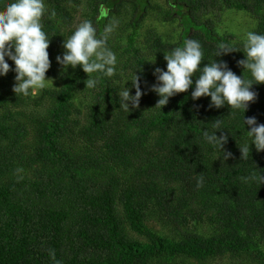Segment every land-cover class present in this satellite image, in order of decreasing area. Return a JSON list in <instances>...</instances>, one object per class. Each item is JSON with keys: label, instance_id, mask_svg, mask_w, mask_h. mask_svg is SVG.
Here are the masks:
<instances>
[{"label": "trees", "instance_id": "1", "mask_svg": "<svg viewBox=\"0 0 264 264\" xmlns=\"http://www.w3.org/2000/svg\"><path fill=\"white\" fill-rule=\"evenodd\" d=\"M87 1L81 14L98 36L115 24L107 41L114 77L90 74L97 86L86 89L79 66L65 73L56 62L82 0H45L53 85L16 96L14 71L0 77V264H264V183L242 179L255 170L264 176V151L250 145L241 160L239 146L250 143L243 113L210 108V97L193 101L191 88L160 110L150 90L154 69L166 70L164 53L186 39L200 41L201 67L222 60L242 77V51L215 57L220 45L242 48L244 40L222 34L218 17L244 12L256 22L252 31L264 34V0ZM156 17L179 22V38L145 34ZM128 72L145 93L130 112L118 95L132 88ZM251 90L244 118L264 124V84ZM219 119L226 160L203 139Z\"/></svg>", "mask_w": 264, "mask_h": 264}, {"label": "clouds", "instance_id": "2", "mask_svg": "<svg viewBox=\"0 0 264 264\" xmlns=\"http://www.w3.org/2000/svg\"><path fill=\"white\" fill-rule=\"evenodd\" d=\"M0 77L6 76L11 70L15 73V83L12 91L17 95L28 97L36 90L44 89L48 82L46 72L51 66L49 60V36L43 30L42 18L48 14L45 0H0ZM115 27L114 23L106 25L103 34L98 36L92 21L83 20L63 41L64 52L56 56L65 73L71 67L79 66L88 78L84 82L85 88L93 90L97 86V78L90 75L100 73L107 78L117 74L116 54L107 46V41ZM242 51L245 58L237 63L243 68V76H237L224 61L216 59L200 66L204 60V52L200 41L186 39L183 46H176L164 53L166 70L155 68L153 75L155 83L151 86L159 99L155 107L160 110L167 105L169 98L178 93H184L190 88L191 99L196 101L201 97H210L209 107L219 109L225 105L231 111L243 113V127L247 126L246 135L250 143L239 146L241 160L247 161L250 156V145H254L257 152L264 151V124H258L255 117L244 118L250 102L256 98L251 90L253 84H264V34L247 31L241 47L220 45L215 57L230 52ZM7 58V60H6ZM8 60L14 63L10 69ZM140 68V67H139ZM138 69V68H137ZM248 73L249 78H245ZM195 82L193 81V77ZM135 94L130 95L127 87L119 92L120 107L130 112L139 107L143 94L138 77L133 73L130 80ZM211 133L203 132L206 143L218 148L226 160L231 153L224 151L227 136H217L221 128V120L213 121ZM245 182L252 180L264 183V176L257 170ZM202 179L197 181L200 186Z\"/></svg>", "mask_w": 264, "mask_h": 264}, {"label": "rangeland", "instance_id": "3", "mask_svg": "<svg viewBox=\"0 0 264 264\" xmlns=\"http://www.w3.org/2000/svg\"><path fill=\"white\" fill-rule=\"evenodd\" d=\"M161 3H164L163 0H158ZM83 5L79 6L78 10V14H76L75 17V22L73 24V26H78L81 22L83 21V14H81L83 12L84 9V4L86 7L90 6L87 0H82ZM114 3H119V0H113L110 4H114ZM143 7V5H142ZM106 11H105V15L107 14V10L108 7L106 6ZM109 14V13H108ZM85 17V16H84ZM161 18V17H160ZM148 22L145 24V29H144V33L146 34L148 32L149 29H156V33L163 36L165 39L167 38H173V41L177 40L178 37V32H177V26L178 24L180 25L179 22H177L176 24H170V23H162L160 21H158L157 17L156 19H147ZM156 20V21H155ZM218 21H219V28L221 30L222 34H227V33H236L239 35H244L247 31L251 30L256 26V22L254 21V19H252L248 14L244 13V12H237V11H229L226 12L224 14H222L221 17H218ZM104 22L103 20L99 21V25H102ZM150 36L149 35H145L142 36L139 40L140 43H145L146 41H148V38ZM128 77L131 78L130 72H128ZM53 85V83L48 82L47 86ZM130 94L133 95L135 92L134 88H131L130 90Z\"/></svg>", "mask_w": 264, "mask_h": 264}, {"label": "flooded vegetation", "instance_id": "4", "mask_svg": "<svg viewBox=\"0 0 264 264\" xmlns=\"http://www.w3.org/2000/svg\"><path fill=\"white\" fill-rule=\"evenodd\" d=\"M104 6H106V5L103 4V5L100 7V11H101V12H100V15H102V16H103V9H104ZM104 14H105V13H104Z\"/></svg>", "mask_w": 264, "mask_h": 264}, {"label": "water", "instance_id": "5", "mask_svg": "<svg viewBox=\"0 0 264 264\" xmlns=\"http://www.w3.org/2000/svg\"><path fill=\"white\" fill-rule=\"evenodd\" d=\"M106 7L104 6V9H103V14H104V12L106 11V9H105ZM107 13H108V10H107Z\"/></svg>", "mask_w": 264, "mask_h": 264}]
</instances>
